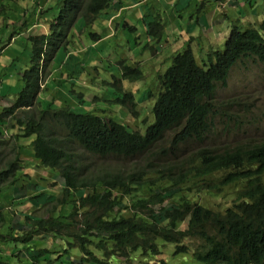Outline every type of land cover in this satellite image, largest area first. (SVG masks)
I'll list each match as a JSON object with an SVG mask.
<instances>
[{
    "label": "trees",
    "instance_id": "obj_1",
    "mask_svg": "<svg viewBox=\"0 0 264 264\" xmlns=\"http://www.w3.org/2000/svg\"><path fill=\"white\" fill-rule=\"evenodd\" d=\"M7 1L0 0V55L12 59L0 68L2 72L8 68V78L16 76L18 87L3 85V81L0 85V194L11 190L18 205L29 203L47 212L46 216L23 215L12 208L8 212L12 233L10 237L0 235V240L9 247V260L15 258L11 264H18L19 252L24 257L26 254L30 264H64L62 254L69 264H105L94 250L102 259L131 261L134 255L142 264H150L152 257L162 255L167 247L171 248L170 258L189 257V264H264V142L221 152L203 148L218 116L217 108L223 107L214 99L218 84H224L230 70L244 58L264 67V16L250 29L233 22L224 49L208 51L202 66L190 48L176 53L166 71L156 72V93H151L149 84L146 100L141 102L150 111L143 117L133 95L123 90V82L136 83L144 75L138 67L121 60L114 83L121 97L111 109H120L118 113L127 110L132 119H140L138 125L136 122L140 129H132L114 117L106 120L56 109L52 106L54 97L39 101L41 109L36 117L29 113L41 92L40 71L49 61L48 51H42L44 43L52 47V39L64 38L77 29L84 32L89 44H99L94 48L97 51L104 39L111 38L103 32L106 24H96V20L101 13L117 10L112 9L115 5L120 8L122 0H47L40 4V0H29L19 28L7 14ZM141 20L150 42L162 43L163 24L157 19L151 23L145 16ZM42 23L48 25L47 35L39 34ZM10 27L19 31V41L28 40L23 50L14 47L19 42L11 43L13 35L5 39ZM124 28L134 36L137 48L136 28L125 23ZM24 29L28 30L26 37L20 34ZM118 48L124 50L122 45ZM153 56L157 58L155 48ZM9 89L18 94L3 106ZM151 101L152 107L147 104ZM225 121L229 123L230 117ZM7 131L13 134L9 136ZM185 144L202 148L190 153L182 150ZM148 153L152 159L142 169L120 166L111 171L97 164L112 158L132 161ZM26 159L34 168L24 170ZM19 170L22 173L18 176ZM39 170H47L53 179L60 180V195L53 196L33 180ZM221 173L214 183L211 177ZM20 177L24 179L20 181ZM236 184L241 185L239 199L223 213L200 206L188 196L198 185L197 192L202 188L220 192ZM30 190L34 193L27 197ZM22 197L24 202H19ZM193 243H197L196 248ZM59 245L63 246L61 252L53 250ZM73 251L78 252L79 260L70 256ZM172 259L169 264H175Z\"/></svg>",
    "mask_w": 264,
    "mask_h": 264
},
{
    "label": "rangeland",
    "instance_id": "obj_2",
    "mask_svg": "<svg viewBox=\"0 0 264 264\" xmlns=\"http://www.w3.org/2000/svg\"><path fill=\"white\" fill-rule=\"evenodd\" d=\"M47 0H40V3H45ZM129 1V0H125ZM137 0H133L135 2ZM31 2L29 0H12L7 1L9 10L7 14L13 16L15 28H19L18 24L23 19L22 10L26 8L25 3ZM109 15L101 16L97 23L106 24V29L103 32L106 33L104 39L97 49V51L91 48L86 39L82 41L70 40L69 48L65 51H59L52 58V63L56 64L55 77L54 79H48V81H42V85L46 86L45 91H41L36 100H34L33 107L29 110V113L33 116H37V110H40L39 101H46L48 97L57 98L55 88H58L59 70L66 66L69 70H76L79 66L87 61L83 66L81 77L84 81V85L78 82V87L75 90L76 94L84 96L86 102L91 103L94 110L102 112H110L107 117L112 116L116 119L128 123L129 127L138 129V121L140 119H132L127 110H121L120 113L116 112L120 109H111L117 107L114 101L121 97L118 93L117 88L113 86L115 80L119 78L120 70L117 65L122 60L127 65L138 67L144 78L142 81L125 83L123 82L124 91L131 93L134 96L135 103L137 104V110L140 115L149 114L147 108L143 107L147 97L149 84L151 93L157 92V85L155 84V74L159 70V73L164 72L171 65V60L175 57L176 53H181L184 50L190 48L196 58L197 63L202 66L207 61L208 51H222L224 49L225 42L230 34V31L235 25L233 22L240 23L244 29L253 28L259 25L263 19L264 13V0H140V3L136 5L133 3V8L126 6L119 9L118 5L113 6ZM1 11V6H0ZM255 12V13H254ZM26 14L25 18H27ZM145 16L147 21L154 23L157 21L163 24V36L162 43H151L146 33V26L144 20L141 17ZM24 20V19H23ZM107 21V23H106ZM124 23L135 27L138 35L137 42L138 47L136 48L133 44L134 36H132L127 28H124ZM18 30L12 29L11 27L6 29L5 39L10 35H13L14 39L12 42H19V45H14L16 49L23 50L25 45L28 44L26 38L17 39L16 34ZM28 30L24 29L21 31V35L27 36ZM48 33V25L42 23L40 26L39 34ZM78 42H81L78 44ZM136 43V42H135ZM83 45V46H82ZM118 45H122L123 49H119ZM148 46V48H147ZM126 47H128L126 49ZM153 48L156 49L157 58L153 56ZM138 49V50H137ZM83 53L85 60L81 63V56L76 53ZM121 51V52H120ZM55 50L52 51L54 53ZM208 52V53H207ZM99 55V56H98ZM98 56V57H97ZM170 56V60L169 57ZM95 58H99V61H95ZM12 57H2L0 55V66H5L10 62ZM169 60V61H168ZM164 61H168L164 63ZM4 68V67H3ZM6 68V67H5ZM1 71L0 68V79L3 81V85H8L11 88L18 87L16 85V76L14 78H8V68ZM49 66L43 75V80H47L49 76ZM47 83V84H44ZM59 84V83H58ZM1 85V84H0ZM20 89V88H19ZM65 89L70 91V86H66ZM16 90V89H15ZM15 90L9 89V97L11 92ZM2 92H5V88H2ZM71 93V92H70ZM6 94V92L4 93ZM54 94V95H53ZM72 94V93H71ZM49 97V98H51ZM82 98V97H81ZM214 99L216 105H223L222 108H217L218 116L214 122V125L209 133L206 143L203 148H208L211 151L218 150L223 151L225 149L233 150L238 146L242 145H255L264 142V67L258 62L244 58L238 61L235 66L230 70L228 77L224 84H218L215 89ZM15 100L14 98H7L3 101V106H8ZM153 106L154 102H147V104ZM140 104V105H139ZM89 110V107H86ZM77 111V108H73ZM121 112L123 114H121ZM225 117H230L229 123H226ZM148 119V118H147ZM153 116H150L149 122L152 123ZM137 122V125H136ZM8 135L11 136L13 132L7 131ZM168 139L165 143L166 146ZM28 145L27 143L24 144ZM164 146V145H161ZM182 150L188 149L190 153L198 151L201 146L197 144H185L182 146ZM181 150V151H182ZM152 159V155L148 153L145 156L136 158L135 160H118L116 158L106 159L98 162L103 168H108L111 171L119 169L120 166L130 167L132 169L144 168L148 161ZM154 160V158H153ZM26 169L34 168V163L31 160H23ZM155 161V160H154ZM248 169H253L249 167ZM21 170L17 172L19 176ZM51 172L47 170H39L37 177L33 180L38 182V185H44L46 190L55 195H60L62 184L59 181L53 179L50 175ZM223 175V173L211 177L214 183ZM39 178L41 180H39ZM24 178L20 177V181ZM45 179V180H42ZM19 181V183H20ZM241 189L240 184H236L230 188L222 189L220 192L213 190L212 192L205 193V195L192 196V200L196 201L199 205H202L211 211L216 213H223L227 206L236 202L239 198L236 193ZM11 190H4L0 194V202L3 205H10L17 203V200H12L13 197H17L16 194H12ZM34 192L27 191V197L32 195ZM21 196V193H19ZM24 197L19 202H24ZM44 201V199H43ZM12 209H16L18 212H22L23 215L31 213L37 216H46L47 212L45 209L32 208L29 203L21 205L15 204L11 206ZM17 212V214H19ZM15 215L13 216V219ZM8 223H11V219L5 217ZM18 221V219H14ZM19 221H23L19 217ZM11 227H5L0 235L10 237L12 231ZM185 227V224L182 225ZM7 241L10 238H6ZM48 242H52L51 239ZM42 243V242H39ZM38 243V244H39ZM194 248L197 247V243H193ZM63 246L59 245L54 247L61 252ZM47 249L51 250L49 246ZM170 247H167L163 254L156 258V261L164 260L169 264L170 258ZM193 251V248L190 249ZM95 256L103 261L105 264H142L139 258L134 259V255L131 256V261L120 258L102 259L98 254V251L94 250ZM70 256L79 260L78 252H71ZM26 257V254H25ZM66 255L62 254V259L65 260L64 264H69V259H65ZM189 257L180 256L176 259H172L175 264H189ZM15 261V258H9L4 256L0 259V263L7 264ZM76 261V260H75ZM130 261V262H129ZM155 261H151L150 264ZM18 264H30L29 259L21 261L20 257L17 260ZM56 264V263H55ZM88 264V263H86Z\"/></svg>",
    "mask_w": 264,
    "mask_h": 264
},
{
    "label": "clouds",
    "instance_id": "obj_3",
    "mask_svg": "<svg viewBox=\"0 0 264 264\" xmlns=\"http://www.w3.org/2000/svg\"><path fill=\"white\" fill-rule=\"evenodd\" d=\"M9 1H12V0H9ZM120 3H121V6H120L119 9L124 8L126 6H130L131 7V6H133V3H135L136 5H138L140 2H138V1H135V2H130L129 1L128 2V1L122 0V2H120ZM129 3H131V4L129 5ZM104 15H109V14H102L101 13V15L98 16L97 20L101 16H104ZM97 20H96V24H100V23H97ZM48 33H46L45 35H47ZM76 39L78 41H82L83 39H86V36L84 35V32H79L77 29H75V30H72V32H67V34L64 36V38H61L60 37V38H57L56 40L52 39V41H51L52 47H50V46L48 47V44L46 42L44 43V45L42 47V51H43V53H45L46 51H48V55L47 56L49 57V61L48 62H44V67H43L42 71H40L41 82L39 84V88H40L41 91L42 90L45 91V92L48 91L47 87L44 86V85H42V81H48V79H54V77L56 76L55 75V71H56L55 66H56V64H53L52 63L53 56H55L59 51H65L66 49H68L69 48V45H70V40L77 41ZM11 43H13V42H11ZM80 43L81 42H78V44H80ZM88 44H89V42H88ZM97 45H98L97 42H92V44H89V46L91 48H93V49ZM53 50H55L54 53H52ZM76 53H78V51ZM78 54L81 56V59L80 60H81V63H82L85 60V57H84V55H82L83 53H78ZM87 61H89V60H87ZM87 61L83 62L79 66V68L76 69V70H73V69L72 70H69L68 68L65 69L66 66H63V68H61L59 70V75L57 76L58 83L59 84L57 83L58 88L57 87L55 88V93H54V94L57 93V98H56L55 103L52 106L54 108L60 109V110H62V109H70L73 113L80 114V115H86V114L96 115V116H98V117H100L102 119H106V120L109 119V118H113L111 116L107 117L108 114L110 112H113V111H109V112L106 111V112L100 113L99 111L94 110L92 108V106H91V103L86 102L85 99H84V96L81 95V94H76V92L74 90V89H76L78 87V84H77L78 82H80L81 85H84V81H83V79L81 77V73L82 72H80V71H83V66H84V64ZM48 66H49L50 74L47 77V80H43V75H45ZM44 84H47V83H44ZM66 86H70V88H71L70 91H67L65 89ZM113 86H114V84H113ZM45 88L47 89V91L45 90ZM16 91L17 90H15V93L11 97H9V98H14V97L16 98V95L18 94ZM49 97H51V96H49ZM49 97H48V99H49ZM133 98H134V96H133ZM134 102H135V99H134ZM86 107H89L90 109L89 110H86L87 109ZM136 107H137V104H136ZM73 108H77V111H75ZM120 123H123V122H120ZM198 188H199V185L197 187H194V189L191 192L188 193V196H189V198H190L191 201H193L192 200V196H199L201 194L202 195H205V193H208L205 190V188H202L199 192H197V189ZM227 188H230V187H227ZM236 194L239 196V192L236 193ZM193 202L196 203V204H198L196 201H193ZM236 202H234V203H236ZM233 204L228 205L227 208H231L233 206ZM200 206H202V205H200ZM184 224H186V223H184ZM182 228H184V227H182ZM152 261H155L152 264H158L159 263V261H156V257H152ZM160 261H164V260H160Z\"/></svg>",
    "mask_w": 264,
    "mask_h": 264
},
{
    "label": "crops",
    "instance_id": "obj_4",
    "mask_svg": "<svg viewBox=\"0 0 264 264\" xmlns=\"http://www.w3.org/2000/svg\"><path fill=\"white\" fill-rule=\"evenodd\" d=\"M130 2H133V0H129ZM128 1V2H129ZM131 3H129L130 5ZM133 8V6H131ZM99 45V44H98ZM97 45V46H98ZM2 83V80L0 79V84ZM11 204L10 205H3L1 202H0V209H2V213L4 215V219L5 217L9 218L10 219V213H8L10 210H11ZM8 221L5 219V222H0V233L1 231L7 227V226H12L11 224H8L7 223ZM1 239V238H0ZM10 253L9 251V247L7 246V244L3 241V240H0V258H4V256H8ZM19 257H20V260L21 261H25L26 257H24V255L22 256L19 252ZM30 262V260H29Z\"/></svg>",
    "mask_w": 264,
    "mask_h": 264
}]
</instances>
